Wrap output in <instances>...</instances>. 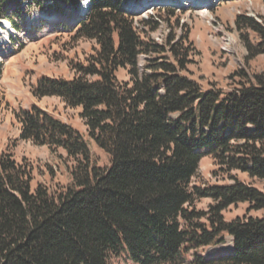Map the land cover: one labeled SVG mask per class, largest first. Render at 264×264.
Listing matches in <instances>:
<instances>
[{
	"label": "trees",
	"instance_id": "obj_1",
	"mask_svg": "<svg viewBox=\"0 0 264 264\" xmlns=\"http://www.w3.org/2000/svg\"><path fill=\"white\" fill-rule=\"evenodd\" d=\"M8 1L0 0V16ZM120 1L90 0L86 16L72 21L76 37L96 43L94 53L71 79L42 76L30 90L81 108L109 164L99 166L78 130L38 106L14 110L21 140L65 152L71 182L33 187L32 166L0 152V264H112L122 252L133 264H182L226 236L231 252L195 253L189 264H264V193L240 181L192 185L205 155L264 181V66L251 77L238 72L245 80L229 91L205 89L183 73L186 37L144 40ZM234 25L245 60L264 55V25L243 15ZM120 68L128 81L117 80ZM204 197L215 202L207 212L194 207ZM240 202L262 216L225 220L222 212Z\"/></svg>",
	"mask_w": 264,
	"mask_h": 264
},
{
	"label": "rangeland",
	"instance_id": "obj_2",
	"mask_svg": "<svg viewBox=\"0 0 264 264\" xmlns=\"http://www.w3.org/2000/svg\"><path fill=\"white\" fill-rule=\"evenodd\" d=\"M36 2L38 1L32 0L30 3V0H9L6 4L7 14L0 16V152L8 150L17 162L24 160L32 166L33 187L40 183L53 189L71 182V161L65 158V152L61 149L51 151L47 146L21 140L14 110L38 106L78 130L99 166L108 165L109 158L88 137L86 126L79 116L81 108L68 107L57 97L39 99L30 91L31 86L42 76L71 79L75 75L73 66L86 63L97 48L94 41L75 36V25L68 16L59 14L51 22L38 15L44 12L41 6L46 7L49 13L58 14L61 12L56 6L60 10H66L73 8L71 4L55 0L58 5H54V0H45L44 5L39 6ZM20 3L23 5L19 7ZM164 7L167 8L159 6L133 15L134 24L139 25L137 31L144 40L160 45H164L170 36L174 40L186 37L184 45L190 48L189 63L183 73L196 80L203 88L214 87L224 92L229 91L245 80L238 72L244 71L251 77L252 72H259L264 66V55L249 62L245 60L246 49L234 25L236 16L241 15L264 25L262 1L211 0L207 5H199V8L191 11H172ZM154 21L156 28L151 30L150 22ZM212 27L218 31V38L211 37ZM251 38H254L253 34ZM147 58V55L139 56L140 69ZM116 77L119 82L130 78L123 68L118 69ZM235 181L246 183L264 193V181L249 178L240 170L228 171L210 155L202 157L192 185L204 188L229 185ZM214 203L212 198L204 197L197 199L194 207L207 212ZM262 214V210L251 209L247 202L230 205L222 212L227 221L236 217H259ZM231 250V240L226 236L225 244L190 251L182 264H189L195 253L204 258H213ZM111 263L133 264L125 252L118 258H113Z\"/></svg>",
	"mask_w": 264,
	"mask_h": 264
},
{
	"label": "built area",
	"instance_id": "obj_3",
	"mask_svg": "<svg viewBox=\"0 0 264 264\" xmlns=\"http://www.w3.org/2000/svg\"><path fill=\"white\" fill-rule=\"evenodd\" d=\"M81 2H84V3H87V2H89V0H80ZM130 1H132V0H130ZM133 1H136V0H133ZM143 0H138V3H141ZM188 0H181L180 2L178 1V5L179 6H181V7H188L189 5H188ZM120 4L121 5H123V6H125V5H127V0H121L120 1ZM145 4H147L148 5V7H146V9L144 10V11H142V13L143 12H146L147 11V9L148 10H153L154 8H157L158 6H155L154 4H153V0H146L145 1ZM141 14V13H140ZM211 17V16H210ZM210 17H208V18H210ZM212 23V22H211ZM134 28H135V30L137 31V29L139 28V25H136V24H134ZM212 32H211V37L213 38V37H216V38H218V31L216 30V28L215 27H212ZM215 34V35H214ZM153 38V40H155L156 41V38L153 36L152 37ZM230 39V38H229ZM228 39V40H229ZM155 43V42H154ZM230 43V42H229ZM228 43V44H229ZM158 44V43H157Z\"/></svg>",
	"mask_w": 264,
	"mask_h": 264
},
{
	"label": "bare ground",
	"instance_id": "obj_4",
	"mask_svg": "<svg viewBox=\"0 0 264 264\" xmlns=\"http://www.w3.org/2000/svg\"><path fill=\"white\" fill-rule=\"evenodd\" d=\"M194 2H199V1H201V0H193ZM131 1H127V5L125 6V7H130V6H141L143 3H144V1H142L141 3H139L138 5H131ZM85 7V5L83 4L82 5V7H81V10L83 9ZM78 14H80V11H78V12H76V11H74V10H68V13H67V15L68 16H77ZM38 15H40V18H45L46 16H48V18H52L53 17V15H52V17H50V15H46L45 14V12H41V13H39ZM37 15V16H38ZM50 20V19H49Z\"/></svg>",
	"mask_w": 264,
	"mask_h": 264
},
{
	"label": "water",
	"instance_id": "obj_5",
	"mask_svg": "<svg viewBox=\"0 0 264 264\" xmlns=\"http://www.w3.org/2000/svg\"><path fill=\"white\" fill-rule=\"evenodd\" d=\"M132 14H135L134 12H132Z\"/></svg>",
	"mask_w": 264,
	"mask_h": 264
}]
</instances>
